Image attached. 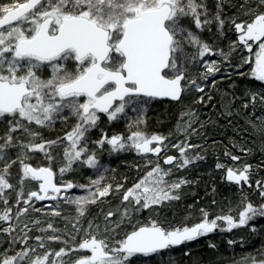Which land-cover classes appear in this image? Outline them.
Instances as JSON below:
<instances>
[{
    "label": "snow or ice",
    "instance_id": "snow-or-ice-1",
    "mask_svg": "<svg viewBox=\"0 0 264 264\" xmlns=\"http://www.w3.org/2000/svg\"><path fill=\"white\" fill-rule=\"evenodd\" d=\"M203 7L197 0H25L23 3L14 0L11 5L0 6V117H12V127L4 138V144H0V151L11 146V133L18 129L29 132L33 139L38 137V133L30 132L21 121L46 127L67 108L78 117V123L66 134L65 139L69 142L64 150L67 167L61 168L60 172L67 171L82 156H86L83 161L85 164L95 168L98 163L95 153L88 154L81 142L88 129L96 125L98 113H107L109 120L116 119L119 113L124 112L125 104L136 97H170L178 100L183 91L181 82L186 79L182 63L188 58L186 46L195 47L201 58L212 52L207 43L181 22L191 17L196 29L211 23L208 19H201L200 9ZM246 15L251 17L250 22L236 23L233 20L232 23L239 34L240 45L251 51L250 42H260L253 75L264 82V0H258L257 10L249 8ZM214 19L222 28L225 20L219 14ZM69 59L75 62V71L70 72L64 67L62 62ZM42 67H51L52 73L48 79H42L37 74ZM206 69L207 74L219 71L215 62L206 64ZM190 83L196 86L197 91L203 92L195 80ZM81 98H84L83 102H80ZM257 99L264 107V95L256 93L251 95L252 107L255 108ZM117 100L120 103L114 107V101ZM248 106L247 103L244 105L245 108ZM260 119V130L264 131V117ZM127 140L138 152L158 154L161 148L151 145L154 142L159 145L164 137L153 135L149 138L136 131ZM56 143L30 142L23 147L29 151L43 152L51 160L47 149ZM97 143H107L113 151L125 148V139L121 135H105ZM176 147L184 156L186 147L191 145ZM174 159L172 156L167 157L165 164H172ZM232 159L237 160L238 157L233 156ZM189 163L190 160L185 158L180 166ZM20 164L21 183L25 178L39 182V191L29 192L24 204L33 198L42 201L49 198L50 193L53 194L51 199H57L62 190L84 187L71 182L58 186L53 182L51 167H33L22 159ZM9 167L5 165L3 172H0V199H3L5 190L13 188L8 179ZM217 167L224 166L217 164ZM249 167L246 165L242 170L228 168L227 180L237 184L247 182ZM166 175L168 172H164L157 164L125 191L123 200H133L136 205L148 208L163 200L179 199L178 196L170 195V191L179 189L186 181L174 182L170 185V191H165L160 185L165 183ZM102 179L92 181L96 192L91 193V197H76L70 201L78 205L80 215L84 214V205L95 203L96 198L108 195L111 185L101 189ZM257 185H260L259 181ZM120 187L118 185L117 189ZM20 195H23L22 191ZM261 195L264 196V192ZM3 203L7 205L8 200L3 199ZM21 211L27 212V208ZM21 211L17 212V217ZM201 212L203 219L192 226L166 230L153 221L150 226L133 230L111 247L105 240L89 234V238L83 239L71 251L87 250L90 255L78 258L74 264H129L130 258L136 254L148 256L210 233L216 229L218 220L226 221L228 230L246 225L253 216H264V206L256 209L248 203L239 213L238 220L231 215L209 220L208 213L203 209ZM10 213L11 208H6L0 213V221H10ZM54 214L59 215L58 212ZM112 215V212L108 213V217ZM24 227L27 228V224ZM48 229L53 232L48 240L61 239L51 223ZM12 230L11 225L3 229L5 232ZM23 239L25 242L29 239L27 234ZM36 240L40 241V248L45 247L42 237L37 236ZM34 253L35 249L25 247L15 255L4 256L0 264H57V260L50 257L54 255L55 258H61L68 254L61 248L54 254L45 251L43 256L37 255L33 259ZM260 264H264V260Z\"/></svg>",
    "mask_w": 264,
    "mask_h": 264
},
{
    "label": "rangeland",
    "instance_id": "rangeland-1",
    "mask_svg": "<svg viewBox=\"0 0 264 264\" xmlns=\"http://www.w3.org/2000/svg\"><path fill=\"white\" fill-rule=\"evenodd\" d=\"M224 1L228 7L221 16L225 20L223 27L221 28L218 25V22L214 19L215 16H210L212 18L210 20L211 23L200 29L201 31L216 29V33L222 34L223 37L217 39L219 41L211 40L210 35L209 37L205 36L202 40L212 48V52L201 58L197 55L195 47L186 46L185 48L188 58L182 61L186 74V79L183 82L184 93L181 98L182 100L172 102L157 98L136 97L125 104L124 112L119 113L116 119L109 120L107 113H98L99 119L96 125L88 129L81 142V146L87 148L88 154L95 153L98 162L95 168H90L85 164L83 161L86 159V156H82L81 160L74 161L67 171L64 173L60 172L61 168L67 167L64 150L69 146V142L65 139L66 134L71 132L78 123V117L73 115L70 109L65 108L62 113L54 117L53 123L46 127L21 121L22 124L28 127L30 132H35L39 135L36 139H33L29 135V132L18 129L11 133L13 137L11 146L0 151V167L11 159L12 168L8 169V179L13 185V188L5 190L3 197V199L9 201L8 208H11L10 215L12 216V221H0V259L4 256L15 255L25 247L35 249V253L32 256L33 259L37 255L43 256L45 251L54 254L56 251L64 248L68 253L67 255L61 258H55L53 255L50 259H56L57 264H74V261L78 258L90 255V252L87 250L71 251V249L77 248L83 239L89 238V234L95 235L97 239L105 240L111 247L115 246L117 241L124 239L129 234L128 232L131 227L145 222L146 218H157L159 226L166 230L178 227L183 228L184 226H192L195 223H199L194 222V217H191L192 213H188L180 219L175 214H168L167 212L170 209H167V205L169 204L167 200L161 201L158 205L152 204L148 208H144L136 205L133 200L124 201L123 195L128 188L139 182L157 164L164 172H168V175L164 176L165 183L160 185L165 191H170V185L174 182H179L180 180L186 181L179 189L171 190L170 195L177 196V190H180V192L191 191L192 184L194 183L192 178H189L191 174L187 173L188 171L178 174L176 173V168L180 167L185 158L192 160L195 157L196 150L192 147H186L185 155L182 156L179 148L176 146L185 147L189 145L188 139L190 140V137L194 141L208 139L209 134L198 132L205 128L209 119L215 123L218 122V124L221 122L226 123V126H234L230 130V135L233 137L230 141L234 144L233 148H237L234 151L239 153H231L226 148L216 146L217 143H213L210 148L212 154L218 157L219 160H223L226 170L228 168L242 170L244 166H250L247 182L237 184L227 180V171L220 175L218 181L222 182L226 188L227 199L222 204L213 208L217 213L215 218L231 215L235 220H238L239 213L244 210V207L248 203H251L256 209L264 206V196L261 195V192H264V141H258V138L262 139L264 136V131L260 130V118L264 117V107L261 106L259 99H257L255 108L252 107L251 103V95L253 93L264 95V82L260 85L250 84L244 91L239 92L236 90V84L231 77V73L243 71L241 74L246 77L245 80L247 82H250L252 77L255 78L253 72L256 67L255 61L256 55L259 52L260 42L257 44L250 42L252 43L251 51L247 47L240 45L238 43L239 34L235 31L232 21L235 20L236 23H240L241 21L250 22L251 17L246 15V13L249 11V8L257 10L258 0ZM0 2V6L11 5L14 3V0H0ZM16 2L23 3L25 1L20 2V0H16ZM200 11L202 13L201 19H208L206 17L208 16L207 9L203 8ZM181 22L184 27L194 32L193 27L195 25H193L191 17L184 18ZM221 53L224 55H221ZM193 56L196 58L192 59ZM212 62H215L219 71L207 74L206 64ZM62 63L68 71H75L76 64L73 60L69 59ZM51 73V67H42L37 72L42 79H48ZM191 80H195L196 84L203 88V92L197 91L196 86L190 83ZM83 100L84 98H81L80 102H83ZM211 100L213 105L211 111L215 109L213 115L209 114V110H205L208 108L207 104ZM246 103L249 105L247 108L244 107ZM241 105H243L241 107L242 112L239 113L238 107ZM235 107H237L236 110H234ZM171 116L174 117V121H168ZM234 116L236 117L235 119H233ZM148 117L153 118V126L146 124L149 122L147 121ZM10 121H12V117L10 116L0 117V144H4V138L12 127ZM254 124L256 127H253ZM192 127H195V130ZM1 130H4L5 133L3 132V134ZM136 131L143 133L149 138L153 135L164 137V140L159 145L156 142L151 145V147L161 146L162 151L160 154L158 155L154 152L141 153L134 147H131V141H128L127 137ZM205 131L207 130L205 129ZM186 133L187 136L184 137ZM105 135L108 137L121 135L125 139V148L113 151L107 143L103 145L98 144L97 141L101 140ZM182 137L186 141H183ZM43 141H57L56 144L47 149L52 156L51 160L43 152L29 151L23 147L30 142L41 143ZM257 148L262 153V166L256 162L251 164ZM169 156H173L175 159L172 164H165V160ZM233 156L238 157V159L233 160ZM21 159L24 163L35 167H51L56 173L58 184L71 182L73 185H83L84 187H73L68 191L58 194L57 199L41 201L33 198L28 204H24L23 201L28 199L29 192L39 191V182L25 178L23 183H21ZM14 161L15 163H13ZM121 167L132 170L130 181L123 183L112 175V173L118 172ZM3 169L0 172H3ZM202 173L198 174L197 180H199ZM101 177H103L100 182L101 189L106 185H111L108 193L112 197L111 200L108 202V205L100 208L101 211L94 209V211L89 212L87 206L93 203H87L83 206L84 214L80 215L78 205L70 201H73L76 197H91V193L96 192V186L92 184V181ZM257 181L260 182L259 186L257 185ZM80 182H83V184H80ZM118 185L121 186L119 190L117 189ZM21 191L23 195H20ZM100 198L102 197L96 198V201ZM18 200L19 203H17ZM170 200L174 201L175 199ZM23 208H27V212H22ZM207 208L208 210L205 211L209 213L211 208ZM5 209L6 207L0 213H3ZM18 211H21L19 217H17ZM57 212L59 215L54 214ZM109 212L113 213L111 217H108ZM210 214H212V211ZM262 217L264 216L257 214L246 225L232 228L231 230H228L226 221L218 220L217 227L219 228V233L213 235V237L222 238L224 233H228L232 236L235 235L240 241L243 240L246 243L249 240L248 238H251L250 234H252V231L255 230L254 228H249V224L260 223L259 220ZM215 218L212 217L209 220ZM49 223L56 229V234L61 237L59 241L48 240V237L53 235L52 229H48ZM25 224H27V228L24 227ZM9 225L12 226L13 230L11 232L3 231ZM247 228L250 230L248 231ZM25 234L29 237L26 242L23 239ZM14 235L16 236L14 243L15 250H9L6 247V243L10 241L12 245ZM37 236L42 237L45 245L44 248L38 246L40 241L36 240ZM214 238L207 237L206 240L211 243ZM254 239L255 236H253ZM64 241H67V243ZM200 243L196 240L184 247H180V249L168 250L163 255L157 257L147 256L139 258L133 256L130 258L129 264L176 263L183 255L190 254L191 248L196 247ZM256 246L257 249L259 248L258 246H264V235H261V238L257 239ZM257 251L255 249V252ZM255 258L264 260V249H260L258 256ZM197 261H199V258L195 256L191 264H195ZM259 263L255 262V264ZM21 264H26V262H21ZM236 264H253V261Z\"/></svg>",
    "mask_w": 264,
    "mask_h": 264
},
{
    "label": "trees",
    "instance_id": "trees-1",
    "mask_svg": "<svg viewBox=\"0 0 264 264\" xmlns=\"http://www.w3.org/2000/svg\"><path fill=\"white\" fill-rule=\"evenodd\" d=\"M23 1L25 0H20V2H23ZM197 3L202 4L204 6L203 8L207 9L208 16L206 17L208 18V20L212 19L210 18V16L214 17L217 14H219V16L221 17L225 13V10L228 7L227 3L224 0H197ZM0 5H1V2H0ZM193 30L200 37L201 40H203L205 36L209 37V35L211 36V40H214V41L215 40L219 41L217 39H220L223 37L222 34H220L219 32L216 33V29H212L208 31L206 30L201 31L200 29H196L195 27H193ZM241 73H243V71H238L237 73H231L232 80L236 84V90H238L239 92L244 91L247 88V86H249L250 84L260 85L262 83L261 81L257 80L254 77H252V80H250V82H247L245 80L246 77L243 76V74ZM207 106L208 108H206L205 110H209L210 112L209 114L213 115L215 113V109L211 111L213 108L212 100L209 102V104H207ZM241 107H243V105L238 107L239 113L242 112ZM236 109L237 107L234 108V110ZM235 118L236 117L234 116L233 119ZM152 119L153 118L148 117L147 121L149 122H147L146 124H148L149 126H153L154 120L152 121ZM168 121H174V117L171 116L168 119ZM219 123L220 124H218V122L215 123L213 122V120L209 119L205 128L199 130L198 133L205 132L206 134H209L208 137L206 136L208 139L205 138V140L201 139L198 141H194L193 138L191 137H190V140L188 139V144L191 145V147L196 150L195 157L192 160H190V163L188 165L184 167H181V166L177 167L176 173L179 174V173H182V172L185 173L188 171L187 173L191 174L189 178H192V181L194 182L192 184V189L191 191H184V192L183 191L180 192V190H177L176 192H177V196L179 197V199H175L174 201L170 199L167 200V202L169 203L167 205L168 206L167 209L168 210L170 209L167 213L175 214L178 217V219H180L184 215H187L188 213H192L191 217H194V222L195 221L200 222L203 219V214L201 212V209L205 211V210H208L207 207L211 208V210L208 213L209 218H212V217L215 218L217 216V213L213 210V208L217 205L222 204L223 201L227 199V191L225 190L226 188L223 186L222 182L218 181L220 175L226 173L227 171L226 166L224 165V162L222 159L219 160L218 157L212 154L210 148L212 147L213 143H217L216 146H219V147L222 146L226 148L228 151H230L231 153L237 154L238 152L234 151L237 148L236 149L233 148L234 144L231 143L230 141L231 139H233V137H231L230 135V130L233 129L234 126H226L225 125L226 123H221V122ZM192 128L195 130V127H192ZM205 129L207 131H205ZM1 132L5 133L4 130H1ZM186 136H187V133L184 135V137ZM52 140H55V139H52ZM183 141H186L185 138H183ZM258 141L263 142L264 136L262 139L258 138ZM261 154H262L261 150L257 148L256 154L254 153L253 155L255 157H253L251 164L253 162H256L259 165L261 164L263 165V163L261 162L262 161ZM10 161L11 159L5 162L4 164H2V166L0 167L1 168L0 170H2L5 167V165H10L9 169H11L12 165ZM217 164L223 165L224 167L218 168ZM201 172L203 173L201 174L199 180H197L196 178L198 177V174ZM112 175L115 176L117 180L124 183L126 181L131 180L132 170L126 167H121L118 172L112 173ZM80 184H83V182H80ZM111 198L112 197L110 195L106 197H102L98 199V201L95 202L96 205H94L95 203L89 204L87 206L88 207L87 210H89V212L94 211V209L100 210L101 207L103 206L105 207L106 205H108V202L111 200ZM2 201L3 200H0V211H3L4 207L8 208L9 206L8 205L9 201L7 205H5ZM155 205H158V204H155ZM211 211H212V214H210ZM153 221H155L159 225L157 218H153V217L146 218L145 222L138 223L135 226L131 227L132 229L130 228V231L128 233L146 224L150 225L151 222ZM259 222L260 223H250L251 225L249 224V228H254L255 230L252 231L253 235L249 233L251 238L247 237L249 239L247 241L248 243L247 242L245 243L243 240L240 241V239L237 238L235 235L232 236L231 234H228V233H224L223 234L224 236L222 238H218V237L214 238L213 235L215 234L217 235L219 233V228L217 227L216 230L213 231V233L211 234L207 233V234L201 235L200 237H198L197 239L193 241H186L182 245H179V246H170L165 250L157 251L154 254H149L148 256L157 257L160 255H163L168 250L180 249V247H184L185 245L195 242L197 240V242L199 241L201 243L197 245L196 247H192L190 254H187V255L185 254V256L183 255V257H181L178 260V262L172 263V264H191L195 256H198L199 258V261H197V263L195 264H236V263H241V262L246 263L249 261L260 262L261 260L258 258L256 259L255 257L258 256L260 249L261 250L264 249V246H258L259 248L257 249L256 242H257V239L261 238V235L262 236L264 235V217H262V219H260ZM249 228H247L248 231L250 230ZM15 235H14V241L12 245L10 241L6 243V247L9 250H15V246H14L15 238H16ZM253 236H255L254 240H253ZM207 237H211L214 239L210 243V241L206 240ZM229 241H231L232 243H229ZM212 245H214V248ZM255 249L258 251L255 252ZM135 256L139 258L147 257V256H144L143 254H136ZM130 264H134V263H130ZM135 264H139V263H135Z\"/></svg>",
    "mask_w": 264,
    "mask_h": 264
},
{
    "label": "water",
    "instance_id": "water-1",
    "mask_svg": "<svg viewBox=\"0 0 264 264\" xmlns=\"http://www.w3.org/2000/svg\"><path fill=\"white\" fill-rule=\"evenodd\" d=\"M239 39V38H238ZM257 43H259V42H254V44H257ZM183 82L184 81H182L181 82V85H182V89H183V91H182V93H181V95H180V98L178 99V100H173L172 98H170V97H156L157 99H163V100H170V101H173V102H178V101H180L181 100V98H182V96H183V93H184V84H183ZM127 99V98H126ZM120 101L119 100H117V101H114V107L116 106V104L117 103H119ZM173 157V156H172ZM33 166V165H32ZM33 167H35V166H33ZM41 167H48V166H41ZM53 170V169H52ZM53 173H54V177H53V182L54 183H56L58 186H61V185H66V184H58L57 183V180H56V173H55V171L53 170ZM242 183V182H241ZM68 190H70V189H68ZM67 190V191H68ZM62 192H65L64 190H62ZM61 192V193H62ZM51 195H53V194H49V198H46V199H44V200H52L51 199ZM144 226H150V225H144ZM217 228V227H216ZM138 229V228H137ZM216 229H214L213 231H215ZM213 231L212 232H210V233H213ZM199 237V236H198ZM183 244V243H182ZM182 244H180V245H182ZM174 246H176V245H174ZM179 246V245H178ZM165 249H167V248H165ZM165 249H161V250H165ZM161 250H158V251H161Z\"/></svg>",
    "mask_w": 264,
    "mask_h": 264
},
{
    "label": "flooded vegetation",
    "instance_id": "flooded-vegetation-1",
    "mask_svg": "<svg viewBox=\"0 0 264 264\" xmlns=\"http://www.w3.org/2000/svg\"><path fill=\"white\" fill-rule=\"evenodd\" d=\"M101 114H103V113H101ZM104 114H106V113H104ZM159 147L161 148V151H162V147H161V146H159ZM161 151H160V152H161ZM160 152L158 153V155L160 154ZM176 246H178V245H176Z\"/></svg>",
    "mask_w": 264,
    "mask_h": 264
},
{
    "label": "bare ground",
    "instance_id": "bare-ground-1",
    "mask_svg": "<svg viewBox=\"0 0 264 264\" xmlns=\"http://www.w3.org/2000/svg\"><path fill=\"white\" fill-rule=\"evenodd\" d=\"M200 237V236H199ZM198 238V237H197Z\"/></svg>",
    "mask_w": 264,
    "mask_h": 264
}]
</instances>
